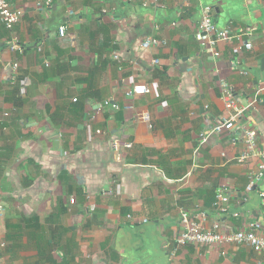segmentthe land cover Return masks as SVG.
<instances>
[{
  "label": "crops",
  "instance_id": "crops-1",
  "mask_svg": "<svg viewBox=\"0 0 264 264\" xmlns=\"http://www.w3.org/2000/svg\"><path fill=\"white\" fill-rule=\"evenodd\" d=\"M8 1L25 17L0 24V264H264L245 245L177 244L184 211L264 234L263 161L236 162L245 143L228 132L200 144L236 113L230 90L264 147V0ZM205 6L251 36L214 57L195 37ZM135 86L148 91L128 98ZM107 100L119 109L96 115Z\"/></svg>",
  "mask_w": 264,
  "mask_h": 264
},
{
  "label": "built area",
  "instance_id": "built-area-1",
  "mask_svg": "<svg viewBox=\"0 0 264 264\" xmlns=\"http://www.w3.org/2000/svg\"><path fill=\"white\" fill-rule=\"evenodd\" d=\"M48 4V3H47ZM152 4L157 7H162V0H152ZM42 7V5L40 4ZM25 17V11L19 7H13L8 0H0V24L4 25L8 30H13L15 26L22 23ZM252 28L247 29L244 35H234L229 30L218 29L215 21L213 9L211 6H205L203 8V14L199 23L196 40L202 48L208 49L214 57H220V53L217 51V47L220 43L231 41L233 38H242V36H251ZM168 42L162 41L155 37H149L144 43L143 47L148 49L150 47L165 46ZM247 50L253 48L251 42L246 43L243 46ZM242 46L237 47L234 52L239 53ZM12 51L20 49L17 44L12 46ZM246 74V73H244ZM148 91L146 86H135L127 92L128 98H133L136 95L145 94ZM77 101V100H75ZM226 108L231 112L237 110L236 113L230 114V116L216 126L212 127L208 132H202L200 134V144L204 145L208 142L212 134H222L228 132L231 135H239L243 138L245 143V149L243 153L234 160L240 164L248 162L250 159L257 158L263 162L260 164L259 171L260 176L264 173V147L260 146L259 134L254 127L247 125L240 121V118L245 113V109H238L233 93L228 90L225 96ZM113 106L112 103L107 100L96 107L95 114L101 115L106 107ZM254 107V103H251L247 108ZM115 110H118V106H113ZM131 109L128 106L127 109ZM7 116V115H6ZM142 119L150 125L151 115L145 113L142 115ZM151 127V125H150ZM98 133H101L98 131ZM236 141V137L234 142ZM127 147H132V144H126ZM223 156H226L223 154ZM254 183L249 186L251 190ZM262 200L264 201V191L260 193ZM216 205L225 206L228 208L230 205V197L225 189H219L216 194ZM225 211H228L225 209ZM260 225L252 224L248 229L240 231H221V223L215 222L211 227L206 226V214L199 220L191 216L190 213L184 211L181 215L180 233L177 238L178 247H184L187 245H202V246H218L219 248L228 247L232 245H245L251 247L256 252L264 251V234L259 232ZM177 250V249H176ZM174 250V252H176Z\"/></svg>",
  "mask_w": 264,
  "mask_h": 264
},
{
  "label": "trees",
  "instance_id": "trees-1",
  "mask_svg": "<svg viewBox=\"0 0 264 264\" xmlns=\"http://www.w3.org/2000/svg\"><path fill=\"white\" fill-rule=\"evenodd\" d=\"M65 175H68L66 173V171L62 172V174L60 175L59 179L62 180L63 178H65Z\"/></svg>",
  "mask_w": 264,
  "mask_h": 264
},
{
  "label": "water",
  "instance_id": "water-1",
  "mask_svg": "<svg viewBox=\"0 0 264 264\" xmlns=\"http://www.w3.org/2000/svg\"><path fill=\"white\" fill-rule=\"evenodd\" d=\"M64 168V167H63ZM78 179L82 182L84 179H82L81 177H78Z\"/></svg>",
  "mask_w": 264,
  "mask_h": 264
}]
</instances>
